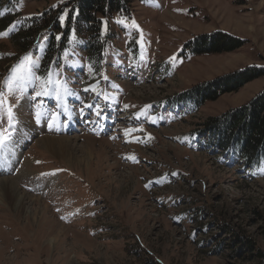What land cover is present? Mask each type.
<instances>
[{"label": "rangeland", "instance_id": "1", "mask_svg": "<svg viewBox=\"0 0 264 264\" xmlns=\"http://www.w3.org/2000/svg\"><path fill=\"white\" fill-rule=\"evenodd\" d=\"M70 1L0 0V178L23 174L18 184L36 199L34 219L0 205V264L262 263L234 242L249 238L264 253V167L245 175L217 161L204 124L248 104L264 77L200 109L179 97L264 70V0L134 2V16L114 19L120 33L100 75L74 37L58 74L39 75L48 31L27 48L12 38L50 9L65 26ZM218 32L243 46L200 56L186 49ZM43 136L70 138L84 160L49 152L36 143ZM8 143L19 146L15 158Z\"/></svg>", "mask_w": 264, "mask_h": 264}, {"label": "trees", "instance_id": "2", "mask_svg": "<svg viewBox=\"0 0 264 264\" xmlns=\"http://www.w3.org/2000/svg\"><path fill=\"white\" fill-rule=\"evenodd\" d=\"M141 1L71 0L66 4V7H69V15L65 26L60 23L61 10L50 9L27 21V28L22 34L12 38V41L19 48H25L28 42L35 41V35L41 31H48V47L40 63L39 75H43L47 72L48 65L53 62L59 67L62 63L60 61L62 50L65 51L74 37L78 52L83 57V63L93 74L100 75L106 66L109 46L111 42L117 40L115 32L120 33L119 29L115 31L117 26L114 24V19L131 18L135 13L134 2ZM132 45L137 49L136 41H133ZM242 46L240 40L218 32L192 40L186 45V49L200 56L230 53ZM134 56V60L137 61L138 55ZM262 77L264 70L249 67L235 76L198 85L180 96L179 102L190 103L200 109L203 104L216 101L225 94L238 92L245 85ZM204 127V131L210 136L206 141L207 145L217 156V161L236 168L245 175L247 173L256 175V170L264 167V90L248 104L233 109L219 118L208 120ZM238 241L242 249L258 258V261L264 259L261 250L255 251L252 240L243 237L236 239L234 244ZM244 253H241V256L245 255ZM260 262L264 264V261Z\"/></svg>", "mask_w": 264, "mask_h": 264}, {"label": "bare ground", "instance_id": "3", "mask_svg": "<svg viewBox=\"0 0 264 264\" xmlns=\"http://www.w3.org/2000/svg\"><path fill=\"white\" fill-rule=\"evenodd\" d=\"M67 126L68 125H66L65 128ZM26 127H27V130H29V131L31 130L27 126V124H26ZM70 129H71L70 127H69V129H66L68 131V133H70L69 132ZM36 143L39 144V145L45 146L44 148H46L49 152L51 151L53 154H56L59 157L62 156V157H65L66 159L68 158L70 163L71 162H75V161L79 163V161H83L84 160L83 156H81L82 159L81 158L79 159L78 157L76 158L75 155L73 154L74 146L71 143L70 138H67V137H56V138H53V137L43 136ZM7 148H9L8 151H9L10 157L15 158L16 155H18L19 146H18V148H15L13 145L8 143V147ZM87 155L88 154H86V152H85V156H87ZM85 156H84V158H85ZM8 159H9V156H8ZM87 159L89 160V158H87ZM1 161H2V159H1ZM10 163L13 164L12 162H10ZM0 165H1V163H0ZM5 166H6V164H5ZM5 166H3V167H5ZM2 171L3 170H1V172ZM29 173H30L29 170L25 171V174L28 175V176H29ZM31 174L32 173H30V175ZM22 176H23V174L22 175L18 174L15 177L2 176V178H0V205L1 204L3 205L5 203V204L11 206L17 213H19V215L22 214V216L24 215L25 217H31V218L34 219L36 215H35V212L32 211V209H33V206H35V202L34 201L36 199L32 198L28 193L24 192V190L20 187V184H18V182H19V180L21 179ZM27 200H31L32 201V206L28 205ZM41 207L42 208L40 210L42 211L44 209L43 208L44 206L42 205ZM41 211L38 210V214L42 213ZM36 214H37V212H36ZM51 243L54 244L52 241H51Z\"/></svg>", "mask_w": 264, "mask_h": 264}, {"label": "snow or ice", "instance_id": "4", "mask_svg": "<svg viewBox=\"0 0 264 264\" xmlns=\"http://www.w3.org/2000/svg\"><path fill=\"white\" fill-rule=\"evenodd\" d=\"M57 39H59V37H57ZM38 50L39 49H37V51ZM25 59L28 60V59H31V58H25ZM53 67H56V74H58L59 67L55 65V62H53L52 64L48 65L47 73H52ZM30 68L35 69L36 71H38L39 65L33 64V65H30ZM32 76H33L32 71H29V72L26 73V75L24 77H22V79H29V78H32ZM47 82H49V81H47V79H46V83ZM55 83H56L57 86H59L60 81H59L58 78L55 81ZM65 83H67V81H65ZM48 98L49 99H53L54 97L49 96ZM2 107H3V98H2V94H0V108H2ZM89 107H92V105H90ZM9 109H11V105H9ZM9 114L11 115V111L9 112ZM3 143H4V136H3V132L0 131V145H2Z\"/></svg>", "mask_w": 264, "mask_h": 264}]
</instances>
